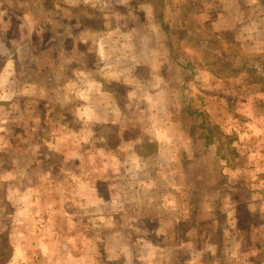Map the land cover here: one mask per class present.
Instances as JSON below:
<instances>
[{
    "label": "crops",
    "instance_id": "crops-1",
    "mask_svg": "<svg viewBox=\"0 0 264 264\" xmlns=\"http://www.w3.org/2000/svg\"><path fill=\"white\" fill-rule=\"evenodd\" d=\"M71 1L77 8L65 12H79L81 21L66 18L64 7L51 1L42 16L44 0H0V88L16 91L18 110L35 114V127L29 129L36 138H44L39 141L49 147L44 158L50 166H55L53 159L66 162V181L75 179L73 188L67 184L72 193L56 187V205L71 208L59 217L102 224L125 214L131 241L118 253L124 256L123 264H264V181L241 205L243 212L262 215L257 227L240 224L233 204L217 198L235 189L228 181L219 185L210 177L197 188L208 197L195 203L174 201L168 194L185 191L179 183L185 169L191 167L198 176L208 165L211 174V162L217 160L215 146L205 145V134L198 129L199 114H211L186 100L188 82L200 73L224 84L232 79L222 77L225 67L219 53L203 60L195 40L215 33L222 50L229 42L243 55L261 59L264 29L257 34L245 23V15L260 6L257 0H116L97 26L82 23L89 19L83 0ZM64 24L63 43L56 36ZM188 24L192 30H187ZM44 26L53 37L42 39ZM71 28L78 33H71ZM103 35L120 39L98 40ZM46 47L50 54L43 56ZM185 63L192 66V76L177 66ZM261 110L251 116L248 127L255 124L264 133V107ZM247 111L250 117V107ZM94 160L97 163H91ZM136 167L139 172L133 177L142 174L143 181L135 185L141 184L147 193L141 202L134 201L137 197L127 182H119ZM113 205L121 209L107 212ZM128 205L131 211H125ZM140 222L148 227L137 225ZM85 229L81 233L87 238L104 237ZM76 264L89 262L81 258Z\"/></svg>",
    "mask_w": 264,
    "mask_h": 264
},
{
    "label": "rangeland",
    "instance_id": "rangeland-1",
    "mask_svg": "<svg viewBox=\"0 0 264 264\" xmlns=\"http://www.w3.org/2000/svg\"><path fill=\"white\" fill-rule=\"evenodd\" d=\"M50 1L53 5L57 3L58 6L64 7L62 11L65 17L67 16L66 18L81 19L79 12H71V15L65 12V9L75 10L77 8L71 0H44L42 16H44L45 9L48 11ZM257 2L260 6L255 5L253 11L245 15V23H250L258 34L264 29V0H257ZM114 3L116 0H83L84 13H86L84 16L89 19H85L82 23L97 26L102 16L115 8ZM17 32L20 33V29ZM70 32L78 33L73 28ZM66 33L65 24L61 25L58 27L56 38L62 39L64 43ZM50 36L52 35L44 26L41 29L42 39H48ZM109 38L110 40L120 39L118 35H103L98 40L108 41ZM43 49V56L50 54L49 47ZM38 50L41 49L38 48ZM251 55L249 56L254 58L257 54ZM263 60L264 57L260 59V61ZM188 83V90L185 91L186 100L190 102L193 100L192 107L195 105L203 112H210L219 130L235 138L233 144L238 152V159L233 171L225 169L218 159L211 162V174L208 172V165L205 166L207 170L202 167L201 174L198 176L193 175L194 170L188 167L185 169V176L179 179L185 191H174L175 195L172 191H168V194L174 198V201L183 200L187 203H195L197 200L201 201L208 197L204 190L199 191L197 188L199 185L209 183L210 177L212 181L215 180L218 183L228 181L234 184L235 189L229 193L216 194L219 196L217 198L233 204V214L239 218L240 224L245 221L246 226L248 222H252L254 227H257L262 221V215L243 212L241 205L258 193L256 188L263 185L264 181V133L260 131L263 128L259 129L255 124L253 127H250L252 124L248 127L253 120L251 116L261 113V107H264V85H255L244 73H239L233 79L225 81L226 84L224 81L211 80L207 74L200 73L199 77L192 78ZM0 87H2L1 84ZM200 87L205 88L200 89ZM11 92L9 89L0 88V233H5L12 252H15L10 264H76L81 258H87L89 264H123L124 256L118 253L125 249V243L129 245L131 241V235H126L131 231L128 218L124 214L122 215L124 217L118 218L114 223L102 224H99L101 222L97 220L89 222L81 218L71 223L65 218H60L59 214H65V211H70L71 208L56 205L60 199L56 187L61 185L65 194L72 193L71 187L67 188V184L73 188L72 180L75 182V179L66 181V162L62 164L57 162L58 159H53L55 166L51 167L49 161L44 158L48 154L49 147L39 141L44 138H36V135H32L29 129L35 127L32 121L35 114L29 111L31 115L29 117L28 111L18 110L19 95L16 91L10 95ZM259 93H263V96ZM248 107H250V117H248ZM211 116L206 117L208 123L214 122ZM28 136L31 137L27 138ZM151 149L153 147L149 148ZM145 150L143 148L141 152L146 153ZM94 162L96 160L91 163ZM134 171L139 172V169L134 168L129 176L123 175L119 182L121 184L127 182L126 187L131 189L130 192L134 197H137L134 201L141 202L146 198L147 193L145 189H142L141 184H138L137 188L135 183L142 182L143 175L138 173L135 179ZM55 182L58 185H55ZM98 187L101 189V194L105 196L103 186L98 185ZM261 195L264 197V194L261 193ZM124 197L126 199L127 196L124 195ZM121 198L122 193L119 191L118 199ZM112 207L111 210L107 209V212L114 211L117 207L121 209L117 205ZM131 210L132 207L128 205L125 211ZM75 212L73 210L72 213ZM78 214H81V210ZM100 225H102L101 228ZM137 225L142 228L148 227V224L143 222ZM83 228H86L85 231L89 234L94 236L103 234L104 237L96 238V240L87 238L81 233ZM114 230L117 232L112 233ZM19 250H21V256L18 253ZM92 250L94 253H90ZM124 251H128L127 248Z\"/></svg>",
    "mask_w": 264,
    "mask_h": 264
},
{
    "label": "trees",
    "instance_id": "trees-1",
    "mask_svg": "<svg viewBox=\"0 0 264 264\" xmlns=\"http://www.w3.org/2000/svg\"><path fill=\"white\" fill-rule=\"evenodd\" d=\"M193 29L191 24L187 25V30ZM196 45L201 46L202 59L208 58L213 52L219 53L224 62V69L222 77L234 78L239 73H244L245 76L252 80L253 83L264 85V61H260L258 55L254 58L243 55L240 49L232 43L226 45L224 50L220 46V41L216 38V34H203L199 40H195ZM200 48V47H199ZM178 67L187 69L185 73L188 77L192 76V66L189 63L177 64ZM202 118L198 129L202 130L204 135L205 145L213 144L215 146L214 154L222 163L223 167L229 171L235 168L236 160L238 159V152L235 149V138L231 134L219 130L218 124L214 122L208 123L205 116L199 114ZM226 182L218 183L219 185ZM227 185H230L227 183ZM12 254V248L6 240L5 233H0V264H7Z\"/></svg>",
    "mask_w": 264,
    "mask_h": 264
}]
</instances>
